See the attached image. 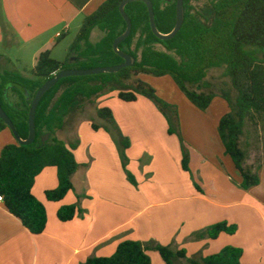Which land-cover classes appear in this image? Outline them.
Segmentation results:
<instances>
[{
  "label": "trees",
  "instance_id": "trees-1",
  "mask_svg": "<svg viewBox=\"0 0 264 264\" xmlns=\"http://www.w3.org/2000/svg\"><path fill=\"white\" fill-rule=\"evenodd\" d=\"M122 0H105L98 9L84 17L79 33L69 47L68 54L76 55V64L54 60L50 51L41 52L28 75L4 71L0 73V106L11 121L21 140L28 137V113L37 90L59 71L113 67L123 63L113 51V42L126 28L119 13ZM154 22L160 34H169L176 21V0H148ZM200 0H183V24L169 40L157 38L151 31L148 10L143 2L125 5L124 13L131 22L129 36L118 50L132 56L134 63L116 73L66 77L49 89L39 102L35 118V139L30 145L17 142L0 152V198L7 212L15 217L32 235L44 232L47 222L44 206L33 196L35 178L47 167H54L57 187L44 193L48 202H59L73 190L72 175L78 170L73 151L79 141L57 137L63 133L68 118L81 113L86 104L105 95L116 93L123 103H133L138 97L151 101L168 124V135H175L180 143L181 169L192 178L189 151L179 131V118L174 105L159 99L156 91L140 76L170 77L177 89L198 111L209 108L216 96L228 108L217 124V136L224 154L229 157L240 177L239 188L247 191L259 185L261 165L247 166L248 151L241 146L247 122L259 123L264 132V0H209L212 19L205 23L191 6ZM2 29L7 25L0 17ZM103 34L95 44L89 41L92 30ZM61 38V36H60ZM60 38L58 40H60ZM222 70L229 86L223 87L206 80L210 70ZM10 89L17 102L11 104L6 92ZM235 95L232 97V93ZM99 122L91 120L94 131L104 130L114 142L127 181L136 187L134 177L127 170L126 150L130 141L120 132L109 108H95ZM9 130L0 119V131ZM10 131V130H9ZM48 139L42 143V138ZM195 189L201 192L197 184ZM81 196L76 202L59 208L56 217L69 222L82 217ZM237 225L218 222L192 233L187 241L215 240L220 234L234 235ZM148 251H155L163 264H242V250L226 246L218 253L202 257L200 253L187 256L176 245H161L154 240L146 243L125 241L107 258L90 257L81 264H151Z\"/></svg>",
  "mask_w": 264,
  "mask_h": 264
},
{
  "label": "crops",
  "instance_id": "crops-1",
  "mask_svg": "<svg viewBox=\"0 0 264 264\" xmlns=\"http://www.w3.org/2000/svg\"><path fill=\"white\" fill-rule=\"evenodd\" d=\"M104 1L0 0V17L7 25L3 30L0 24V45L6 52L0 53V73L13 72L8 69L13 59L5 55L12 46L29 54L30 70L41 52L50 51L52 57L70 27L94 13ZM102 37L94 29L89 41L95 44ZM66 62L76 64V55L68 54ZM12 95L8 89V101ZM116 99V93L102 96L98 108H109L120 132L129 139L127 170L137 186L127 181L109 134L92 130L87 117L75 133L79 144L73 155L79 168L71 177L73 190L59 202H48L44 193L57 187L56 169L47 167L34 180L31 192L47 216L42 234H30L0 203V264H81L90 257H110L122 242L150 240L165 246L174 244L185 249L189 257L198 253L207 257L232 246L242 250V264H264V165L258 172L259 185L244 191L222 146L217 150L220 157L223 154L219 159L210 149L190 142L179 129L189 151L191 178L181 169L179 140L168 135V124L157 108L143 97L133 103ZM208 109L203 113H207L209 139L216 147L221 117L210 115ZM63 135L65 142L71 139ZM15 143L9 130L0 131V152ZM76 196H81L82 217L60 222L57 211L75 203ZM222 221L237 225V232L220 234L215 240L187 241L192 233ZM147 254L151 264H163L155 251Z\"/></svg>",
  "mask_w": 264,
  "mask_h": 264
},
{
  "label": "rangeland",
  "instance_id": "rangeland-1",
  "mask_svg": "<svg viewBox=\"0 0 264 264\" xmlns=\"http://www.w3.org/2000/svg\"><path fill=\"white\" fill-rule=\"evenodd\" d=\"M191 6L193 7L194 11L199 14V18L201 19V21L205 23H210L212 15L209 0H200L199 2H192ZM82 22L83 20H80L70 27L69 34L65 35L64 39L62 40V43L53 51L52 58L62 62L66 61L68 57L69 47L72 45L74 39L78 35ZM0 53H6L1 45ZM7 53L8 54L5 55H9L13 59L12 65H9L8 69L22 75H28L30 72L29 54H26L25 52H19L14 46L9 48V52ZM222 72V70L212 69L208 72L206 80L215 84L217 87H223V83H226L229 86V80L228 78L222 76ZM140 78L141 81L147 83L156 91V95L159 99L165 101L166 103L174 105L177 110H181L180 113L183 116L181 128L179 129L182 130L185 137L189 136L190 142L204 147L205 149H210L213 152L212 154L214 155V157L217 156V158L219 159L223 157V154L220 157L217 152L218 149L220 150L219 146H222L219 139L217 138V142L219 145H216V147L212 145L213 140L211 141V139H209V136L211 135V126L210 123L205 120L207 119V113L204 114L203 112L195 109L184 97V95L177 89L170 77L154 78L151 76L143 75L140 76ZM234 95L235 93L233 92L232 97ZM98 99H96L93 104H86L81 113H78L72 118H68L66 121V127L64 129V132L58 133L57 137L59 139L65 140L63 135L65 134L66 136L70 137L71 140H73L78 124L80 123V121L82 123L85 122L84 120L88 119L87 117H90L89 121L95 120L96 122H99L98 119H96V116L94 115L95 108H97L99 105ZM17 101L18 100L16 96L12 95L10 103L15 104ZM188 108L192 109L189 110ZM208 110L210 115L216 117H222L229 111L225 101L219 96H216L213 99ZM197 130L199 131L197 133L200 134L199 136L195 133ZM241 146L243 148H246L248 151V160L246 162V165L251 166L253 169L261 165L262 168V166L264 165V132L261 129L259 123H246L244 135L241 138ZM205 149L204 151H206ZM199 151L201 152L202 150L199 149ZM225 157L229 159L228 156Z\"/></svg>",
  "mask_w": 264,
  "mask_h": 264
},
{
  "label": "water",
  "instance_id": "water-1",
  "mask_svg": "<svg viewBox=\"0 0 264 264\" xmlns=\"http://www.w3.org/2000/svg\"><path fill=\"white\" fill-rule=\"evenodd\" d=\"M131 2H143L148 10V16H149V23H150V28L152 33L159 39L161 40H169L173 38L177 32L180 30L182 24H183V19H184V14H183V0H176V21H175V26L173 30L166 35L160 34L156 27H155V22H154V13H153V7L150 1L148 0H122L121 3L119 4V13L121 14L125 24L126 28L125 31L118 36L114 42H113V51L115 54H117L121 59H123V63L118 65V66H113V67H98V68H92V69H87V70H82V69H65L59 71L53 78L47 80L36 92L34 95L29 113H28V137L25 140H21L15 130L14 127L3 111V109L0 106V119L8 126L10 132L12 133L15 141L19 145L27 146L30 145L34 142L35 139V125H34V118H35V113L37 106L39 102L41 101L42 97L44 94L51 89L60 79L66 78V77H76V76H89V75H96V74H111V73H116L119 70L123 68L130 67L134 63V59L132 56L128 54H124L118 50V45L124 41L130 34L131 32V22L129 18L126 16L124 13V7L126 4L131 3ZM48 139V135H45L42 138V143H44Z\"/></svg>",
  "mask_w": 264,
  "mask_h": 264
},
{
  "label": "built area",
  "instance_id": "built-area-1",
  "mask_svg": "<svg viewBox=\"0 0 264 264\" xmlns=\"http://www.w3.org/2000/svg\"><path fill=\"white\" fill-rule=\"evenodd\" d=\"M0 203H2V200H1V198H0Z\"/></svg>",
  "mask_w": 264,
  "mask_h": 264
}]
</instances>
